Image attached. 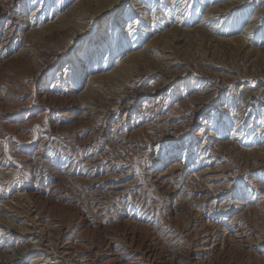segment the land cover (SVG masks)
<instances>
[{
    "label": "rangeland",
    "instance_id": "1",
    "mask_svg": "<svg viewBox=\"0 0 264 264\" xmlns=\"http://www.w3.org/2000/svg\"><path fill=\"white\" fill-rule=\"evenodd\" d=\"M0 264H264V0H0Z\"/></svg>",
    "mask_w": 264,
    "mask_h": 264
}]
</instances>
